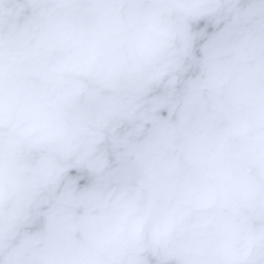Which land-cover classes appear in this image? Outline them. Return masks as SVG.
<instances>
[{
	"label": "water",
	"instance_id": "1",
	"mask_svg": "<svg viewBox=\"0 0 264 264\" xmlns=\"http://www.w3.org/2000/svg\"><path fill=\"white\" fill-rule=\"evenodd\" d=\"M0 264H264V0H0Z\"/></svg>",
	"mask_w": 264,
	"mask_h": 264
}]
</instances>
